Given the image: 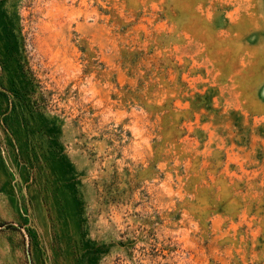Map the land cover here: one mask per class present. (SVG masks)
Listing matches in <instances>:
<instances>
[{"label":"rangeland","instance_id":"rangeland-1","mask_svg":"<svg viewBox=\"0 0 264 264\" xmlns=\"http://www.w3.org/2000/svg\"><path fill=\"white\" fill-rule=\"evenodd\" d=\"M0 264H264V0H0Z\"/></svg>","mask_w":264,"mask_h":264}]
</instances>
